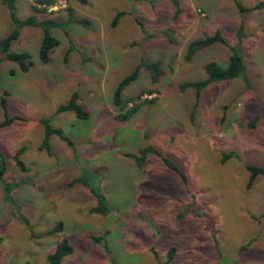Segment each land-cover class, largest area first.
<instances>
[{
	"label": "rangeland",
	"instance_id": "1",
	"mask_svg": "<svg viewBox=\"0 0 264 264\" xmlns=\"http://www.w3.org/2000/svg\"><path fill=\"white\" fill-rule=\"evenodd\" d=\"M6 1L0 39L15 28ZM12 1L19 18L60 25L47 61L41 28H21L12 50L30 54L26 72L0 56V123L12 119L0 128V264H47L63 238L74 251L62 264H162L177 244L184 264H198L227 216L235 220L221 234L236 243L230 251L264 264V174L248 185V165L264 167V0H54L43 11L33 9L37 0ZM217 30L227 44L188 58L192 41ZM239 44L248 81H215L198 97L193 83L207 77V62L225 65ZM142 59L160 61L163 75L154 82L140 69L123 99L142 106L120 121L115 89ZM75 92L84 121L59 110ZM45 120L63 131L51 134L48 149ZM147 145L177 163L188 183L155 153L139 167L130 154ZM80 176L98 186L107 214L93 210L99 200Z\"/></svg>",
	"mask_w": 264,
	"mask_h": 264
},
{
	"label": "trees",
	"instance_id": "2",
	"mask_svg": "<svg viewBox=\"0 0 264 264\" xmlns=\"http://www.w3.org/2000/svg\"><path fill=\"white\" fill-rule=\"evenodd\" d=\"M82 3H85L86 0H79ZM8 6L11 11V15L13 17L15 28L5 37L0 39V56L4 55L5 59L13 61L17 63V65L20 67L22 71H27L31 66V57L30 54L27 52H18L12 50L13 43L17 41L21 35V28L25 26H35L39 27L42 30L43 33V39L40 46V57L43 61H47L49 59V55L51 51L58 45L59 40L53 35V29L56 27H59L60 22L58 23L56 20L52 18H45L43 20H39L36 16H30L28 18L22 19L19 18L15 11V5L12 0H7ZM177 2V1H176ZM54 3V0H37V4L33 5V9L36 11H43L47 10L48 6H51ZM43 6V7H42ZM239 8L242 12H244V7L242 5H239ZM70 10V14L73 18V20L81 22V23H87L86 19H75L73 17V10ZM118 18V17H117ZM216 43H222L227 44L226 39L222 35L221 31L217 30L214 34L206 36L204 38L196 39L192 41L189 44L188 48V58H191L194 56L198 51L211 47ZM2 57H0V63H1ZM244 55L242 47L237 45L230 46V54L228 57V61L225 65L219 63L218 61H210L207 62L205 66V72L207 74V77L204 80H201L199 82L193 83L197 90V96L199 97L200 92L202 89H204L206 86H208L210 83L215 81H225V80H231L235 78H241L245 81H248V70L247 65L244 61ZM141 68H145L150 72L151 78L154 82L159 81L161 76L163 75V71L161 68V62L160 61H146L142 59L139 64L135 67V69L126 76L115 89L114 92V103L116 106L120 108V112L116 115V119L120 121H127L134 117V115L138 112V110L141 108L142 104H135L133 106L129 105L130 101H133L134 99H128L127 101H124L123 99V93L125 89L138 78L139 72ZM188 85H184L183 89L187 88ZM1 104L5 110V113L7 115V100L5 97H2ZM60 111H71L74 112L79 120H86L88 118V113L84 110L82 105L78 103V93L75 92L69 102L65 105H62L59 109ZM12 119L6 118V120L2 123H0V128L7 125ZM45 122V129H46V138L44 140V143L42 144V148H49V138L51 134L53 133H59V135H62L63 131L59 128L51 127L49 126L47 120ZM70 144L71 141L68 140ZM140 154H130L131 157L135 159L139 167H143L147 158V155L149 153H155L158 154L164 163L171 168L172 170L176 171L183 179V181L187 184L188 179L185 172L180 168V166L175 163L171 158L164 155L159 149L152 145H147L146 147H143L139 151ZM19 166L23 169H25L24 163L19 162ZM248 169L251 172L250 181H249V188L253 185L254 181L260 174H264V167L258 166L255 164H249ZM4 174V163H0V180H2ZM91 177H84L80 176L76 179L78 182H82L84 185L88 186L91 189V192L96 196V198L99 200V204L93 208L95 212L101 213V214H107L108 208L105 204V197L100 192V189L98 186H96L93 181H90ZM92 180V179H91ZM7 188V190H6ZM12 187L9 185H6L4 187V190H6V193H9L11 191ZM63 230V223H59L53 227L52 232H60ZM247 246H243L241 250H245ZM74 251V248L68 238H63L56 247L55 251L52 253H49L47 255V264H62L63 259L72 254ZM176 253V248L172 247L169 250L168 253V259L163 264H169V262L174 258Z\"/></svg>",
	"mask_w": 264,
	"mask_h": 264
},
{
	"label": "crops",
	"instance_id": "3",
	"mask_svg": "<svg viewBox=\"0 0 264 264\" xmlns=\"http://www.w3.org/2000/svg\"><path fill=\"white\" fill-rule=\"evenodd\" d=\"M133 207L131 208V210L133 209ZM134 209H136V208H134ZM219 214H220L221 218H222V216H224V214L221 211H219ZM179 215H181V217H183L184 213H180ZM222 219L225 221L223 224L220 223L218 225L219 230H218L217 234H212L211 245H212L213 251L212 252H201L200 253L201 256L198 257V264H222L221 259L223 261V259H225V258L226 259L229 258L230 260H235L232 264H245L246 261L248 260V255L246 253H244V254L240 253L239 254V252H231L230 251L236 247V243L232 247V244L230 243L231 238H229V237H231L230 235H228V234L221 235L222 233H224V231H222L223 227L224 226H232V224H235V220H233V218H231L230 216H227L226 219H224V218H222ZM165 231H167V229H165ZM179 245L180 244H177V247L172 245V247L176 248V253H175L174 258L169 262V264H184L182 262L183 259L181 258V255L179 257V254H180ZM170 249L169 248L166 249V254H167L166 261L168 259V253H169ZM237 259H239V261H242V262L237 261ZM180 261H181V263H180ZM250 261L260 262V260H258L257 258H254V257H252L249 260V262Z\"/></svg>",
	"mask_w": 264,
	"mask_h": 264
}]
</instances>
